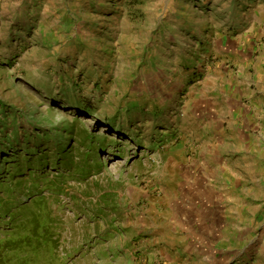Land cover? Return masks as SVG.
I'll use <instances>...</instances> for the list:
<instances>
[{"label": "rangeland", "instance_id": "obj_1", "mask_svg": "<svg viewBox=\"0 0 264 264\" xmlns=\"http://www.w3.org/2000/svg\"><path fill=\"white\" fill-rule=\"evenodd\" d=\"M263 12L264 0H0V140L23 142L4 147L0 164L34 160L23 148H46L40 199L53 230L22 222L35 200L24 209L0 201V264H169L167 238L233 226L236 248L264 256V158L258 166L251 153L257 168L247 170L235 158L237 144H219L221 114L236 103L229 80L253 73L237 71L241 47L233 40L243 34L245 48L253 40L264 48V26L252 24ZM262 62L252 68L264 70ZM66 126L73 135L62 148L73 150L74 166L52 170L56 143L24 136ZM91 135L113 145L95 146L99 160L86 159ZM220 163L241 184L231 194L214 187L209 204L203 181L215 173L210 179L223 182ZM188 169L199 184L185 178ZM40 176L26 178L24 188H41Z\"/></svg>", "mask_w": 264, "mask_h": 264}, {"label": "crops", "instance_id": "obj_2", "mask_svg": "<svg viewBox=\"0 0 264 264\" xmlns=\"http://www.w3.org/2000/svg\"><path fill=\"white\" fill-rule=\"evenodd\" d=\"M257 19L259 20H253V26L258 22V25L263 27L264 12L261 13L260 16H257ZM240 36L241 35L238 36V40H233V43L236 42L238 47H241V50L238 51L240 52L238 54L239 59L234 60L235 64L239 67L237 71L239 72L246 66L249 68L248 70H253V73H250L251 76L249 79L243 81H241L239 75L231 77L229 80V89L232 91L230 97L233 98L236 103H234L235 106L233 107L228 105L229 109L225 112L228 113V117L223 116L224 113L221 114L220 132L223 133L224 140L220 141L219 144H224L226 141L229 143L233 141L234 147L237 144L234 150L236 155L235 158L245 160V167L247 169L248 167L251 168L252 165L257 168V164L252 163L251 165L250 163L251 160L255 158L250 157L251 153L257 156L255 160L258 162V166L261 164V154L264 158V70H261L263 68L261 67L260 70L262 73H260L258 68L256 70L252 68L258 64L259 59L260 62L264 60V48L262 43L259 45L254 40L249 47L245 48L241 45ZM254 36L251 37L254 39ZM262 64L264 65V62H262ZM255 71L257 73H255ZM232 86L234 87L232 88ZM240 103H242V105ZM219 112L223 111L219 110ZM225 122H227V125L224 127L223 124ZM248 131H250V133ZM184 155L180 156L181 161H186V163L191 161L190 163H192L193 159L190 157L184 158L186 157ZM190 163L187 164L189 167L191 165ZM219 165L223 168V171H221L223 182L210 179H215V173L208 175V181H203V188L205 192H207L206 196L209 198V204L212 198L216 199L218 197L213 194L216 192V190L213 189L214 187L222 191L227 189L231 194V192H234L237 185L241 184L238 179V174L236 175V172H231L230 166L228 167L227 164L224 163H220ZM237 167L242 166L237 165ZM241 172L242 171H239V174H241ZM185 173V178L191 180V184H199L200 180H194L190 177L191 169L185 170L184 174ZM211 182L215 183L213 184ZM230 196L228 197L229 201L232 199V196ZM232 214H234V212H232ZM194 215V213L189 214L188 219L192 220ZM231 218H234V216L231 215ZM236 233L234 226L228 230L224 228L216 233L211 232L210 234L209 231L206 232L205 230V233L203 232L200 238L193 237V235H187L186 238L183 237L182 239L174 240L167 238L166 241L170 243L163 245L161 248L168 254L167 260L169 264H241L243 260L246 261L244 264H264L262 250L257 258L254 259L245 245L241 248H236V246L239 245L236 243L238 237ZM245 235V233H242V240ZM164 238L165 237H157L155 240ZM251 257L253 259H251ZM149 261L151 264L153 263L152 258H149ZM247 261H250V263Z\"/></svg>", "mask_w": 264, "mask_h": 264}, {"label": "trees", "instance_id": "obj_3", "mask_svg": "<svg viewBox=\"0 0 264 264\" xmlns=\"http://www.w3.org/2000/svg\"><path fill=\"white\" fill-rule=\"evenodd\" d=\"M50 94L51 93H49V95ZM64 101L66 102V100H64ZM64 101H63V103H64ZM73 103L75 105L80 104V102H77V101L73 102ZM0 110H1V105H0ZM83 110L86 111L87 113L91 112L88 107H85ZM9 112H11V111H9ZM6 116H9V115H6ZM4 127H5V124H3L0 120V133H1V129ZM19 128L20 127H18L17 129L19 130ZM63 131H64V133H63ZM24 132H26V131H24ZM27 134L28 135H25L24 138H27L28 140H29V138L30 139L34 138L40 142L41 139H49L48 142L53 141L56 143V149H57L56 161L57 162L50 164L52 167L51 168L52 170L60 169V170L64 171V170L70 169L74 166L76 156L71 155L73 150L69 151V150L62 148L65 137L68 136V139H70L71 135H73V130L71 129V127L66 126L64 128V130H62L60 133H57V134H53V132L51 130H46V132H42L41 134L40 133L35 134L32 132H27ZM15 135H16V133H15ZM1 137L2 138L0 140V155L4 154V147H6L7 149H15L16 147H19L20 145L23 144V142H19V140L17 138L16 139L14 138L12 141L9 140L10 139L9 135H6V136L2 135ZM85 138H86L84 140L85 143H89V148H88L89 152L87 153V151H86V159H90V158L92 159V157H93L94 160H99V158H95V157L97 156V154L102 155L103 150H99V151L94 150L95 146H99V143H102V144H100V147L102 149H105L106 147H108V145H110V144H108L107 146H105V144L109 143L110 141L108 140L107 137H104L103 140L99 141V139L95 138L93 135L89 136L88 138L86 136ZM28 144H30V141L28 142ZM109 147H113V145H110ZM36 150L38 153L35 154L28 147L26 149L25 148L22 149V152L26 151L25 152L26 154H29L31 156L36 155L34 160H30V161L27 160V161L20 163L21 161H19V159L18 160H12V159L11 160L10 159L5 160V158L2 159L3 162L0 164V169L2 168V166L5 163H8L10 165L7 167L8 170L4 169L0 172V194H1V196H2V193L5 194L4 197L0 196V198H1L0 201H3V200L10 201L11 199H14V202H16L19 206H21L22 209H24L25 205H26V202H24V201H26L28 199H30V201L35 200L34 204L36 205L35 207L37 208L36 211L33 212L32 214H30L29 216H25V218H22V220L25 219L22 222L27 221L28 223H36L37 226H39V224L42 223L45 226H47V229L45 228L46 229L45 232H46V234H49V233L53 232V230L51 228V223H52L51 218L52 217L48 213L49 211H47L48 205L45 204L44 200L40 199L41 195L44 196L42 193L44 191V185L41 181H44L47 178V176H43V175H45V173H46V169H44V167H46V165L49 163L48 157H47V155H49V154H44V151H46V148L36 147ZM39 154H42V155L44 154L46 156L40 157V160L38 161L36 159V157H38ZM11 156L13 158H19V155H11ZM69 156H71V157H69ZM36 161L38 163L37 167L34 166V163ZM41 161H42V163H41ZM23 163H27L24 171H22L20 169V167ZM54 167H57V168H54ZM8 173H9V175L12 176L10 178V180H6V177L4 176V174H8ZM23 173H24V176L21 177L20 175ZM35 174L41 175L40 176V179H42V180H40L41 188L34 186L37 188V190H32V188L28 185L25 187L27 190H25L24 185L30 183V182L28 183V181H25V179L26 178L28 179L29 177H31V175L35 176ZM19 177H21V179L19 181L15 182V180L19 179ZM64 177L67 178L69 176H64ZM21 187H22V189L19 190L18 188H21ZM22 199H23V202H21ZM23 203H25V204H23ZM43 212H46V213H43ZM32 237H40V236H39V233H33ZM47 249H49V248H47Z\"/></svg>", "mask_w": 264, "mask_h": 264}, {"label": "bare ground", "instance_id": "obj_4", "mask_svg": "<svg viewBox=\"0 0 264 264\" xmlns=\"http://www.w3.org/2000/svg\"><path fill=\"white\" fill-rule=\"evenodd\" d=\"M27 92H28V91H27V89L25 88V89L22 91V94L25 95V94H27Z\"/></svg>", "mask_w": 264, "mask_h": 264}]
</instances>
